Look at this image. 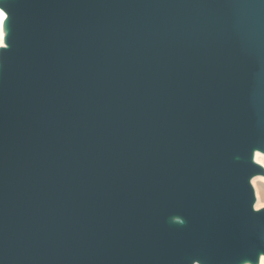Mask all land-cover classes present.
I'll list each match as a JSON object with an SVG mask.
<instances>
[{
	"label": "water",
	"instance_id": "water-1",
	"mask_svg": "<svg viewBox=\"0 0 264 264\" xmlns=\"http://www.w3.org/2000/svg\"><path fill=\"white\" fill-rule=\"evenodd\" d=\"M0 10V264H258L264 0Z\"/></svg>",
	"mask_w": 264,
	"mask_h": 264
},
{
	"label": "bare ground",
	"instance_id": "bare-ground-1",
	"mask_svg": "<svg viewBox=\"0 0 264 264\" xmlns=\"http://www.w3.org/2000/svg\"><path fill=\"white\" fill-rule=\"evenodd\" d=\"M4 20H5V16L2 20H0V47L3 46ZM253 160L255 163H257L258 165H260L264 169V153L256 151L254 153ZM251 185L253 187L254 192H255L256 188L258 190H260L262 187H264V175H257L255 177H253L251 179ZM258 190H256V192ZM256 203H257V199H256ZM254 208H255V210L257 209L256 204L254 205ZM244 264H249V263H244ZM258 264H264V256L263 255H261L259 257Z\"/></svg>",
	"mask_w": 264,
	"mask_h": 264
},
{
	"label": "rangeland",
	"instance_id": "rangeland-1",
	"mask_svg": "<svg viewBox=\"0 0 264 264\" xmlns=\"http://www.w3.org/2000/svg\"><path fill=\"white\" fill-rule=\"evenodd\" d=\"M256 190H258V189L256 188ZM256 190L254 192V195L256 194L254 205L256 204V207H257L256 210H258V209L264 208V187H262L257 192H256ZM256 199H257V203H256Z\"/></svg>",
	"mask_w": 264,
	"mask_h": 264
},
{
	"label": "snow or ice",
	"instance_id": "snow-or-ice-1",
	"mask_svg": "<svg viewBox=\"0 0 264 264\" xmlns=\"http://www.w3.org/2000/svg\"><path fill=\"white\" fill-rule=\"evenodd\" d=\"M0 13H2V16H0V20H2L5 16V13L3 11H0Z\"/></svg>",
	"mask_w": 264,
	"mask_h": 264
},
{
	"label": "clouds",
	"instance_id": "clouds-1",
	"mask_svg": "<svg viewBox=\"0 0 264 264\" xmlns=\"http://www.w3.org/2000/svg\"><path fill=\"white\" fill-rule=\"evenodd\" d=\"M0 16H2V13H0Z\"/></svg>",
	"mask_w": 264,
	"mask_h": 264
}]
</instances>
